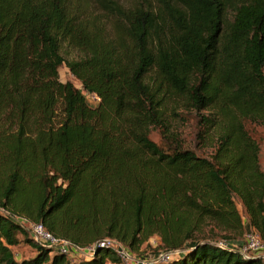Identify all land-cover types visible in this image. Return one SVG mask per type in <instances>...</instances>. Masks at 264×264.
Here are the masks:
<instances>
[{
  "label": "trees",
  "instance_id": "trees-1",
  "mask_svg": "<svg viewBox=\"0 0 264 264\" xmlns=\"http://www.w3.org/2000/svg\"><path fill=\"white\" fill-rule=\"evenodd\" d=\"M181 110L209 155L185 145ZM248 120L264 124V0H0V264L121 262L103 238L136 251L155 235L181 250L167 264H264L227 239L245 220L264 237ZM19 219L92 255L70 259ZM22 243L35 253L18 259Z\"/></svg>",
  "mask_w": 264,
  "mask_h": 264
},
{
  "label": "rangeland",
  "instance_id": "rangeland-1",
  "mask_svg": "<svg viewBox=\"0 0 264 264\" xmlns=\"http://www.w3.org/2000/svg\"><path fill=\"white\" fill-rule=\"evenodd\" d=\"M120 1H122L124 4L128 5L133 0H120ZM61 49H62V53L65 56L66 60L76 59V58L80 57V55H81L80 52L75 47L68 44V42H63ZM59 74H60V79L63 82L71 81L75 86H77L78 88H81L80 81L77 80L73 76V74L70 72V70L66 64H63L59 68ZM84 94H85L88 102L92 106L97 105V103L99 101L97 96H95L94 94H91V93H87V92H84ZM179 113L181 115L177 119L178 120L177 125H178L179 131L181 133V136L184 140L185 145L192 147L200 155H209L213 151V148L211 146L205 145L204 142H202L198 139V137H197L198 120H197L194 112H187V111L181 110V111H179ZM246 126H247L248 130L251 132V134L254 136V138H256V140L260 143V146H261L260 163H261L262 168L264 169V124L261 122H255L253 120L252 121L248 120V121H246ZM151 137L156 142L161 141V136H160L158 130H153V132L151 133ZM236 203H237V206L240 209V211L244 213L243 207H242L239 199H236ZM23 220L26 224H28V226H31V224H33L29 220L28 221H26L25 219H23ZM250 230L251 229L249 227H246V230L242 235L233 234L232 236H230V238H227V239L230 243L232 242V243L237 244V245L241 244L245 240L246 235ZM221 234L224 235L225 232H222ZM105 239L115 240L112 238H103L102 240H105ZM225 239L226 238H222V239L220 238L219 241H225ZM123 245H125V244H123ZM75 246H78L79 250L73 249V250H70L67 252L68 257L70 259L79 260L83 257H86L90 253V251L88 249L91 248V246H85V247H81L79 245H75ZM13 250H14L16 257L18 259H20L22 257L30 256V255L35 253V250L32 249L30 247V245H28L27 243H22L20 245L14 246ZM164 250L165 249L161 245V238L158 235H155V236L151 237L147 242H145L140 247L139 250L131 251V252H132L135 260H138L140 258L155 259ZM259 252H264V251H259ZM259 252H257V253H259ZM257 253H256V255H258ZM132 262L133 261L124 262L122 260H121V262H113L112 260L108 259L106 264H132Z\"/></svg>",
  "mask_w": 264,
  "mask_h": 264
},
{
  "label": "built area",
  "instance_id": "built-area-1",
  "mask_svg": "<svg viewBox=\"0 0 264 264\" xmlns=\"http://www.w3.org/2000/svg\"><path fill=\"white\" fill-rule=\"evenodd\" d=\"M20 222L25 223L23 219H19ZM28 221L27 219H25ZM33 236L48 246L54 247L56 250L67 253L70 250H79L78 246H75L72 242L67 239L55 236L49 230H47L43 224L41 223H33L29 226ZM100 244L110 245L115 248L118 257L124 261L129 262L133 261L132 264H167L169 260L176 257L181 250L180 249H165L163 252L159 254V256L155 259H147V258H140L138 260L134 259V256L131 250L123 245L121 242L111 239L101 240ZM221 246H227L229 243L227 241H218L217 242ZM242 253L244 254H256L259 251H264V237L257 231V230H250L245 240L241 244H234ZM94 246H91L88 250L90 253L87 255L90 257L92 255Z\"/></svg>",
  "mask_w": 264,
  "mask_h": 264
},
{
  "label": "crops",
  "instance_id": "crops-1",
  "mask_svg": "<svg viewBox=\"0 0 264 264\" xmlns=\"http://www.w3.org/2000/svg\"><path fill=\"white\" fill-rule=\"evenodd\" d=\"M245 226L246 227H249L250 229H252L251 228V226H250V224H249V222H248V220H245ZM258 255H261V256H264V252H259V253H257Z\"/></svg>",
  "mask_w": 264,
  "mask_h": 264
}]
</instances>
